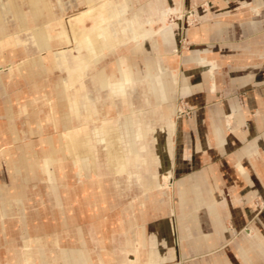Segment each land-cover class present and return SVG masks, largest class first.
Returning a JSON list of instances; mask_svg holds the SVG:
<instances>
[{
  "label": "crops",
  "instance_id": "1",
  "mask_svg": "<svg viewBox=\"0 0 264 264\" xmlns=\"http://www.w3.org/2000/svg\"><path fill=\"white\" fill-rule=\"evenodd\" d=\"M66 1L0 0V264H264V0H134L156 16L209 1L196 46L172 54L168 30L86 65L70 20L93 18L70 15L101 1ZM178 97L193 115L172 128ZM105 117L126 175L110 176L91 124Z\"/></svg>",
  "mask_w": 264,
  "mask_h": 264
},
{
  "label": "bare ground",
  "instance_id": "2",
  "mask_svg": "<svg viewBox=\"0 0 264 264\" xmlns=\"http://www.w3.org/2000/svg\"><path fill=\"white\" fill-rule=\"evenodd\" d=\"M101 5L99 7L92 6L87 11H80L78 18L82 20L86 14L92 15L93 27L86 32H79L75 30L74 25L76 21L70 20L72 24V33L76 44L79 47V56L84 60L82 65L85 63L93 62L98 55L105 52L111 47L120 48L126 43L136 47L139 43L145 39L150 38L154 44L159 48L161 46V39L163 33L168 30H174L176 21L174 23L167 22V17L173 8L163 9L158 12V15L151 12L152 6L143 5L139 8L136 7L135 11H129V6L134 4V0H100ZM56 6L60 9L66 7V0H53ZM81 0H75V3L80 4ZM96 2V0H89V3ZM176 10V9H175ZM155 12V11H154ZM176 22V23H175ZM125 42V43H124ZM123 43V44H122ZM91 66V65H88ZM86 66V67H88ZM86 67H79L71 72V78L76 80H83L86 72ZM119 89V88H117ZM123 90V89H122ZM118 91V90H117ZM141 94L146 95V87L141 88ZM80 101V100H79ZM83 102V101H81ZM78 102L77 109L80 112L82 103ZM114 107L115 103L111 104ZM117 106V102H116ZM70 110H75V104L70 102ZM157 114L156 109L146 112L144 116L150 119L154 123L152 116ZM100 123L104 128L106 134V148H107V167L115 168L117 173L126 175V168L123 160L122 149L120 141L118 139V122L114 118H101ZM175 123V122H174ZM138 126L144 131L147 129L148 124L144 123V118L140 122H137ZM171 126L174 124L171 120ZM68 143L71 145L72 135L67 134ZM89 145V137L81 140ZM90 146V145H89ZM97 156V152H93ZM94 170L99 171V166L94 165ZM125 184V183H124Z\"/></svg>",
  "mask_w": 264,
  "mask_h": 264
},
{
  "label": "rangeland",
  "instance_id": "3",
  "mask_svg": "<svg viewBox=\"0 0 264 264\" xmlns=\"http://www.w3.org/2000/svg\"><path fill=\"white\" fill-rule=\"evenodd\" d=\"M86 7H87V5L84 8H81L80 10H78L77 12H74L70 16L75 15L82 10H85ZM205 8L210 9L209 1H205L203 3L192 5L191 7H188L186 9H176V10L173 9L170 12V15L167 17V22L174 23V21H176L177 24L174 27V31L172 32L173 33L172 35L171 34L168 36L164 35L165 40H163V46L162 47L168 48L171 45V42L174 40V46L171 45L173 47H170L172 54H174L176 56H182L185 53L190 52L196 46L197 42L188 36L187 31L191 27H194L195 25H197L199 23V21H200L199 15L201 13V12L199 13V10H203ZM68 19H67V21H68ZM67 21L65 20L66 24H67ZM148 39L150 40V38H148ZM214 87H215V84H214ZM240 96H241V98H243L242 97L243 94H240ZM192 115H193V109L188 107V105L186 104L183 97H178L175 101V105L173 108V116L171 118L173 124H174V122L177 123L181 119H189L192 117ZM231 118H232L231 114L227 115V122L228 123L231 122ZM92 123L93 124H99L100 119H98V120L93 119L91 121V124ZM109 169H110L109 172L111 173L110 176L117 174V172L115 171V168H113V166H111V168H109ZM157 185H158V187H156V188H161V189H165L166 191L172 192L175 183H174L173 178L171 177L170 174H164L161 176L160 182ZM242 230L244 231V233L246 234L247 237L253 236V231L249 227H243Z\"/></svg>",
  "mask_w": 264,
  "mask_h": 264
}]
</instances>
